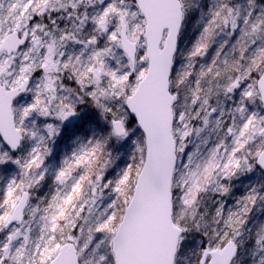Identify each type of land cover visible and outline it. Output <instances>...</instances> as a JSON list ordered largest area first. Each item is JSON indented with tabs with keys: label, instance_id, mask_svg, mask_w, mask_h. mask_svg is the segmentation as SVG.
Returning a JSON list of instances; mask_svg holds the SVG:
<instances>
[{
	"label": "snow or ice",
	"instance_id": "snow-or-ice-1",
	"mask_svg": "<svg viewBox=\"0 0 264 264\" xmlns=\"http://www.w3.org/2000/svg\"><path fill=\"white\" fill-rule=\"evenodd\" d=\"M0 264H264V0H0Z\"/></svg>",
	"mask_w": 264,
	"mask_h": 264
}]
</instances>
